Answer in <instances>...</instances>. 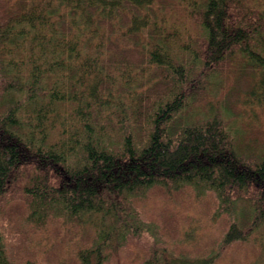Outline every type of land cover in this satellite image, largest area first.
Returning <instances> with one entry per match:
<instances>
[{
	"label": "trees",
	"instance_id": "trees-1",
	"mask_svg": "<svg viewBox=\"0 0 264 264\" xmlns=\"http://www.w3.org/2000/svg\"><path fill=\"white\" fill-rule=\"evenodd\" d=\"M263 83L264 0H0V264H58L66 241L68 264L133 242L140 264H214L169 245L177 217L138 206L151 191L213 195L224 250L264 233Z\"/></svg>",
	"mask_w": 264,
	"mask_h": 264
},
{
	"label": "rangeland",
	"instance_id": "rangeland-1",
	"mask_svg": "<svg viewBox=\"0 0 264 264\" xmlns=\"http://www.w3.org/2000/svg\"><path fill=\"white\" fill-rule=\"evenodd\" d=\"M167 5H169V1ZM167 5L164 6L165 10L170 14L173 13L174 11L170 9L169 6L167 7ZM173 17L178 18L176 14L173 15ZM179 19L182 18L180 17ZM230 77L231 78L227 84L234 89L232 98H234V102L236 103L235 111L238 110L237 114H241L243 109L240 102L243 101L245 96L237 94L236 88L239 86L247 87L248 83H250V77H246L245 79L241 78L242 80L234 75ZM262 85H264V83ZM262 97L264 98V95ZM211 99L212 94L209 92V96H206L203 99V103H200L203 109L210 106L209 102H211ZM155 100L156 99L152 102ZM2 102H4V100H2ZM228 115L231 117L230 113H228ZM247 115H242L235 121H232V126L236 128L237 132H241L242 120L249 121ZM254 119H258L257 115ZM259 119L262 120V114L259 115ZM241 143L243 142L238 144L241 145ZM180 191L181 192L178 194L173 193L171 195L165 191H151L147 193L146 199L144 200L145 202L143 201L144 203H138V206L142 207V211L148 219L156 218V216L164 212L165 209L166 213L170 214V217H177L179 227H176L174 224L171 226L172 229L177 230V241L175 243H169V245L177 247L176 253L180 250L183 255L192 257L218 255L214 264H245L246 262H252L257 259V253L260 251V248L257 247V241L260 240V238H263V232L262 234L256 232L251 233L248 235L250 237L245 242L229 245V247L224 250L221 246V236L227 229L229 222L233 221L225 218L226 214L224 213H227L225 211L227 207H220V203L211 194H207L201 198H196L189 188H183ZM20 211L21 210L14 208L13 222L11 224L8 223L11 227H13V225L17 222L16 229L14 230L18 232H15V234L12 235L14 240L16 239V236L23 235L24 232L22 231L26 229L21 221L23 215L18 213ZM216 211L220 216L214 217ZM164 216L165 214L162 215V217ZM29 239L32 238L29 237ZM12 242L14 241L12 240ZM31 243L35 246L34 240H32ZM44 244L46 243L44 242ZM44 244L42 245L44 249L39 253V256L41 257H46L48 254L46 251L49 247L53 246L54 241L50 242L47 246ZM72 246L73 244L68 241L63 244L61 243V247H59L58 244H54V254H61L57 260L58 264H68V260H71L74 251ZM143 257H145L144 245L133 242L126 248L118 251V253L112 257L113 259L109 264H140Z\"/></svg>",
	"mask_w": 264,
	"mask_h": 264
}]
</instances>
